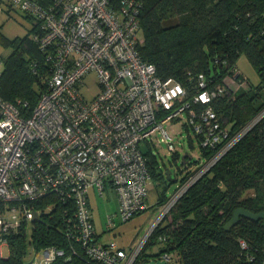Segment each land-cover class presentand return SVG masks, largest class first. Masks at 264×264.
<instances>
[{
    "label": "built area",
    "instance_id": "2783aa9c",
    "mask_svg": "<svg viewBox=\"0 0 264 264\" xmlns=\"http://www.w3.org/2000/svg\"><path fill=\"white\" fill-rule=\"evenodd\" d=\"M139 0H0V12L21 11L34 21L30 39L48 64L35 105L0 95V257L8 249V234L33 220L41 211L34 203L52 197L61 207L63 232L101 264H133L156 226L179 196L206 172L248 130L264 118L262 107L234 132L211 103L227 94L223 82L210 86L203 72L196 89L187 90L172 77L162 78L155 65L140 56ZM4 59L0 54V77ZM94 73L99 89L83 93L85 77ZM227 84L233 91L247 86L232 65ZM190 127L203 148L215 150L178 189L159 205L158 214L143 236L128 249L102 244L89 204V190L112 192L119 215L126 221L145 211L150 172L139 144L163 141L175 152L164 125ZM159 134V138L157 137ZM50 216V215H49ZM112 217L106 226L113 227ZM246 247L244 241H240ZM74 251V245L70 246ZM32 264L69 260L65 249L50 245L39 250ZM166 264L172 256L164 252Z\"/></svg>",
    "mask_w": 264,
    "mask_h": 264
},
{
    "label": "trees",
    "instance_id": "16d2710c",
    "mask_svg": "<svg viewBox=\"0 0 264 264\" xmlns=\"http://www.w3.org/2000/svg\"><path fill=\"white\" fill-rule=\"evenodd\" d=\"M139 2L143 38L138 45L140 56L155 65L160 77L179 81L187 90V97L196 89L197 73L203 72L210 86L221 84L241 53L259 75L258 90L264 89V0ZM33 30L31 28V32ZM3 43L11 51L4 59L0 95L10 102L21 98L31 109L44 88L43 79L48 70L44 54L28 36L3 38ZM259 97L258 93L250 96L242 92L233 97L225 94L211 105L234 132L264 107V100L258 102ZM200 151L207 159L215 150L200 146ZM145 156L150 176L162 177L164 182L172 180L171 176L167 179L165 173L163 175L148 151ZM185 160L190 161L187 157ZM191 172H186L180 183ZM48 198L34 203L41 215L40 220L32 221L29 239L26 223L8 234V253L0 257V264L26 262L28 245L37 252L50 245L65 249L69 260L58 257L50 264H101L66 237L58 204L44 212L48 201L53 200ZM166 199L162 196L156 204ZM237 207L254 212L264 210V118L179 196L133 264H148L164 252L171 256L174 252L177 264H264L261 220L240 217L229 230L223 228ZM240 241H244L246 247H242ZM71 245L74 251L70 250ZM155 245L157 251L151 252Z\"/></svg>",
    "mask_w": 264,
    "mask_h": 264
},
{
    "label": "rangeland",
    "instance_id": "374dc122",
    "mask_svg": "<svg viewBox=\"0 0 264 264\" xmlns=\"http://www.w3.org/2000/svg\"><path fill=\"white\" fill-rule=\"evenodd\" d=\"M33 23L34 21L27 18L21 11L12 10L11 12H0V54L3 59L11 51V48L3 43V38L14 39L25 36L30 38ZM138 35L141 36V31ZM235 66L241 74V78L246 80L247 86L233 91L229 86L234 87V83L230 84V82L227 84V80L230 79V74H227L224 77V83L228 88L227 95L233 97L236 94L246 92L248 95L253 96L258 93L260 95L258 102L264 100V89L258 90V86L260 85L259 75L244 53L238 56ZM84 81L86 85L83 88V93L87 98H90L99 89L95 74L93 72L90 73L85 77ZM180 118L181 120L178 122L174 121L164 125L171 132L172 143L176 151L175 154H172L167 149L165 142L156 139L150 145L146 143L139 144L142 151H148L153 156L157 167L159 166L163 175L166 170L170 171L172 179L164 182L162 177L150 176L147 183L148 208L145 211L134 215L126 221H122L119 215V202L116 196L109 191H105L103 195H99L90 189L89 200L91 203L92 217L95 229L99 234L98 239L100 242L106 244L114 242L117 246L124 249H128L135 244L143 236L150 223L158 214L159 205L156 204L157 201L162 196L167 198L171 197L181 184V177L186 172L196 170L205 160V156L200 151L199 141L192 129L183 125L185 123V116L183 115ZM157 137H160L159 134H157ZM184 154H189L191 158L188 163L184 158V164H182V156ZM175 176L177 177L176 179ZM108 216L112 217L114 222L113 227L106 226ZM32 226V221L26 223V235L28 239L31 235ZM157 248V245L153 246L151 252L157 251ZM2 252L3 256L7 255L8 250L6 246H3ZM40 256V251H35L30 245L27 246L26 261L33 258L39 260ZM167 264H177L176 254L174 252L172 254V260Z\"/></svg>",
    "mask_w": 264,
    "mask_h": 264
},
{
    "label": "water",
    "instance_id": "95a60500",
    "mask_svg": "<svg viewBox=\"0 0 264 264\" xmlns=\"http://www.w3.org/2000/svg\"><path fill=\"white\" fill-rule=\"evenodd\" d=\"M185 157H187V159L191 158L189 154H184L182 156V159H184ZM165 175H166V178L169 179L170 171L166 170ZM176 178L177 177H175V179ZM240 217H245V218H248L254 221L261 220L262 226H264V210L254 212V211L248 210L243 207H237L232 211L230 218L224 223L223 225L224 230H229L232 226H234L238 222ZM33 220H40V216L36 211L33 212ZM32 262H33V259H30L29 261H26L23 264H32ZM148 264H166V262L165 260L155 258V259L150 260Z\"/></svg>",
    "mask_w": 264,
    "mask_h": 264
},
{
    "label": "crops",
    "instance_id": "0c3cea01",
    "mask_svg": "<svg viewBox=\"0 0 264 264\" xmlns=\"http://www.w3.org/2000/svg\"><path fill=\"white\" fill-rule=\"evenodd\" d=\"M176 177V176H175ZM92 190H94V189H92ZM90 191V190H89ZM88 197H89V194H88ZM89 204H90V207H91V203H90V200H89ZM94 221V220H93ZM95 226V225H94ZM96 233H97V231H96ZM97 235L99 236V234L97 233ZM99 240V239H98ZM100 242V241H99ZM100 243H102V242H100ZM104 244V243H103Z\"/></svg>",
    "mask_w": 264,
    "mask_h": 264
}]
</instances>
